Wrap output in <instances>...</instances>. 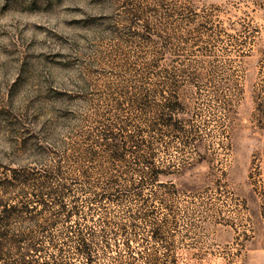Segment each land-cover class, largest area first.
Returning <instances> with one entry per match:
<instances>
[{
	"label": "rangeland",
	"instance_id": "obj_1",
	"mask_svg": "<svg viewBox=\"0 0 264 264\" xmlns=\"http://www.w3.org/2000/svg\"><path fill=\"white\" fill-rule=\"evenodd\" d=\"M0 264H264V0H0Z\"/></svg>",
	"mask_w": 264,
	"mask_h": 264
},
{
	"label": "trees",
	"instance_id": "obj_2",
	"mask_svg": "<svg viewBox=\"0 0 264 264\" xmlns=\"http://www.w3.org/2000/svg\"><path fill=\"white\" fill-rule=\"evenodd\" d=\"M154 175H155V177H157V174L156 173ZM3 209H4V212L7 213V214H9L11 212V209L10 208L3 207Z\"/></svg>",
	"mask_w": 264,
	"mask_h": 264
}]
</instances>
